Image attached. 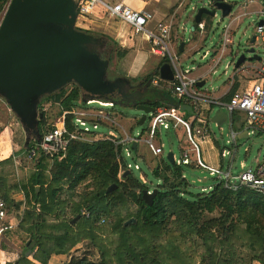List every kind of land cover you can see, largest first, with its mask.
<instances>
[{"label": "trees", "instance_id": "obj_1", "mask_svg": "<svg viewBox=\"0 0 264 264\" xmlns=\"http://www.w3.org/2000/svg\"><path fill=\"white\" fill-rule=\"evenodd\" d=\"M8 2L0 0V16ZM205 19L209 30L212 19ZM104 38L108 57L116 53L122 59L128 54L117 40ZM156 77L159 67L146 81L151 83ZM45 101L59 102L61 112L84 105L75 84L68 92L63 88L43 98L39 111ZM174 103L182 102L156 88L155 109ZM42 113L41 134L46 124ZM36 143L33 139L22 152L29 153ZM116 148L123 152L122 146L116 147L111 140L74 141L66 156L53 159L50 168L45 156L32 158L38 159L37 169L26 181L9 183L2 171L0 198L8 221L12 214L20 217L21 203H16L14 196L22 193L25 198L17 231L20 239L26 236L25 252L16 262L7 264H47L52 255L68 254L86 240L101 253V261L95 263L83 257L68 264H264V194L243 186L230 189L221 181L208 193L194 194L184 177L189 168L162 161L151 171L160 184L153 188L158 189L153 205H147L142 193L153 189L133 171L123 176L126 168L119 177L126 161L119 163ZM11 160L13 156L0 164ZM134 160L138 162L136 156ZM85 182H89L86 193L78 194ZM113 184L117 188L107 193ZM75 217L79 218L72 223ZM131 219L135 222L127 224Z\"/></svg>", "mask_w": 264, "mask_h": 264}, {"label": "water", "instance_id": "obj_2", "mask_svg": "<svg viewBox=\"0 0 264 264\" xmlns=\"http://www.w3.org/2000/svg\"><path fill=\"white\" fill-rule=\"evenodd\" d=\"M210 5L211 8L203 5L198 9L195 15L197 24L202 22L204 15L213 19L219 12L222 19L228 18L234 7L225 0H210ZM77 21L75 0H9L0 19V98L4 99L21 124L26 134V146L33 139L37 142L42 139L39 128L43 117L39 111L42 99L71 84L80 88L83 103L98 100L136 108L143 113L140 125L156 111L153 106L155 90L148 89V85L144 86L148 98L142 93L136 94L133 100H125L126 91L127 94L135 92L142 83L133 87L126 77L111 78L110 59L101 54L105 50V40L79 30ZM256 24L264 25V18ZM256 43V36L246 41L239 51L235 67L246 63H264ZM159 77L166 82L174 81V69L169 62L159 67ZM174 105L181 111L192 112V107L188 105ZM210 122L221 129L224 125L232 126L228 114L217 107L213 108ZM239 138L263 142L262 138L249 137L247 132ZM137 146V142L132 144L134 151ZM167 160L175 164L172 152L168 153ZM115 188L116 184L111 185L107 193ZM157 193L158 189H153L151 193L144 190L142 197L145 203L153 205ZM131 222L135 219L127 221V224Z\"/></svg>", "mask_w": 264, "mask_h": 264}, {"label": "built area", "instance_id": "obj_3", "mask_svg": "<svg viewBox=\"0 0 264 264\" xmlns=\"http://www.w3.org/2000/svg\"><path fill=\"white\" fill-rule=\"evenodd\" d=\"M75 1L77 2L78 17H100V15H103L121 21L130 27L134 36H141L150 44L151 52L154 55L167 58L175 74L174 81L170 82L167 88L173 93L174 97L182 102L180 104L192 107V116L187 119L184 115L185 111H181L175 105L161 107L150 114L147 119L149 125L146 138L141 134V138L132 137L131 139H126L124 137V139L116 136L109 128L107 134L99 132L102 127L111 125L110 121L113 124H117V122L113 121L115 114L112 110L115 104L108 101L91 100L74 110L63 111L61 113L62 116L57 119L55 124L43 130L41 141L35 144L37 149L33 148L29 152L30 157L36 158L43 155L62 160L66 156L67 149L72 142H91L94 141V137H99L111 140L116 147L122 146V153L116 148L117 159L119 163L122 162V159L125 160L126 166L120 168L119 177L122 175L124 168H126L125 172L135 169L141 173L140 164L134 160L136 152H134L132 144L134 142L139 144L140 140H144L155 157H162L164 156V145L161 142L162 131H176L182 128L185 131L189 146L182 150L180 159H177L173 154L175 164L188 167L194 165L197 170L208 171L211 176H215L221 182H224L227 188L237 189L243 186L264 194V159L256 167L249 168L246 171L245 165H242L244 171L235 175L232 172V166H229L227 171L224 172L221 168H213L206 165L200 156L201 146L208 141L211 134L209 117L215 107L224 110L228 114L231 124L233 120L238 118L244 120L249 136L264 138V84L257 83L242 90H237L228 102L215 101L208 93L203 91L199 86V81L189 78L190 70L183 69L172 51L171 33L173 23L171 20L162 21L151 29L149 27L152 18L150 13L134 10L123 2L107 3L102 0ZM204 27V23L199 24L201 30ZM256 29L257 39L264 45V25L257 26ZM155 86H159L157 81H155ZM93 104L99 105L101 110L88 113V107L86 106H92ZM206 113L207 116L205 115ZM83 116H88L89 118ZM259 134H262V136H259ZM225 154L224 152L222 156L224 157ZM128 158H132L133 162L129 161ZM166 161H168L167 157ZM140 179L143 182L146 181L142 173ZM151 192L148 191V193ZM5 216V203L0 198V219H4ZM5 229L6 227H1L0 232H4Z\"/></svg>", "mask_w": 264, "mask_h": 264}, {"label": "rangeland", "instance_id": "obj_4", "mask_svg": "<svg viewBox=\"0 0 264 264\" xmlns=\"http://www.w3.org/2000/svg\"><path fill=\"white\" fill-rule=\"evenodd\" d=\"M188 0H184L183 2L186 3ZM232 5L233 7V12H232V17L234 16H241V24L238 27V29L235 30V35H234V46L228 54L225 55V57L222 59V62L220 66L218 67V70L220 72H224L225 66L228 63H232V66L229 68V72L233 71V64L236 62L238 55L240 54L242 48L246 45V41L253 37L254 35H258L256 32V23L259 22L260 17L257 15L256 11L262 10L264 8V4L262 3V0H257L256 3L250 4L248 6L245 5V0H225ZM189 7L186 9L187 12L190 14L193 13V8H200L203 5L206 4L207 7L211 8L210 5V0H192L189 2ZM245 12L250 13L249 16H242ZM4 13V12H3ZM3 13L0 16V19L3 15ZM98 17L94 16H88L85 18L80 17L79 20L77 21L76 26L77 27H82L84 30H88L92 32L93 36L102 38L103 40L106 38L116 40L117 33L109 28L104 29L100 26H98L97 21H99ZM105 19V18H104ZM103 19V20H104ZM169 20L174 22L173 28L178 26V22L180 21V18H175V17H170ZM107 21V20H104ZM212 22V29L210 33L208 34V38L202 47L198 51V53L190 55V57H187L186 59H180V64L182 65L183 69H195L192 73L195 75L196 70H200L201 68L206 69V62L207 60H203L201 57L204 54L205 51H209V53H213L215 51V47L217 44H219V36L220 33L222 32V29L224 26H226L229 22L228 18L222 19L220 12L218 13L217 17L213 18L211 20ZM123 30H126L123 28ZM180 33H183V29L179 28ZM187 35V38L189 36V32ZM104 36V37H102ZM173 40V39H172ZM257 47V52L260 53L264 57V45L260 40H257L256 43ZM128 50V54L122 58L118 59L116 53H113L111 57H108L107 54L104 53L103 57L109 58L110 59V67H109V73L110 77L116 76H122L130 79L132 83L135 85H138L143 82V86L149 85V88L155 90V88L161 89V86H155L154 80L150 83L149 80L146 81L148 75L152 73L156 68L159 66L160 61L164 60L165 58H156L155 56L151 55V60L145 66L146 68L142 70L141 68V73L137 72H131V64L135 62V51L130 48H126ZM176 51L178 52V45H176ZM240 51V52H239ZM115 52V51H114ZM179 56V54L177 53ZM160 59V61L158 60ZM210 60V59H208ZM264 64V63H262ZM143 65H141L142 67ZM214 78V77H212ZM213 85L211 84V80L208 79L206 88L209 90ZM66 91H70L73 88V84L68 85L65 87ZM171 99H174L173 93L169 91V89H162ZM149 97V96H148ZM146 97V98H148ZM2 101H4L2 99ZM88 113L91 112H98L101 110V107L97 104H93L92 106H86ZM40 112L45 113V121L46 124L44 126L45 130L48 126H51L56 123L57 119L62 116L61 108L59 105V102L55 101H45L41 105ZM159 109V108H157ZM110 110V109H109ZM113 113L115 114L114 120L117 122V124H113V122L110 121L111 125H106L102 127L99 132H104V134L108 133V128L110 131H113L116 136L120 138H126V139H131L132 137L135 138H141V133L146 134L147 133V127L149 125L148 120L146 123L143 125H140V118L142 117L143 113L136 108L129 106V105H118L116 104L115 107L113 108ZM79 116V115H78ZM0 117L3 119L6 118V113L5 109L0 107ZM86 118H89L88 116H83ZM150 117V114L148 115V118ZM147 118V119H148ZM108 122V121H107ZM109 123V122H108ZM109 126V127H108ZM106 128V129H105ZM209 128L211 132L216 136L218 139L219 143V149L220 153L225 151L226 154L224 156V167L223 171H227L228 168V162L230 159L234 160V165L232 168V172L235 175L241 174L244 170L241 167V163H245V171L248 170L249 168L253 167L255 165V162L257 160H263L264 159V142L262 143H255L254 141L250 139H241V138H236L235 141L232 140V134H231V127L228 125H224L222 127V130L218 126H216L215 123H209ZM12 131L10 132L11 139L12 141L15 142L16 148L18 150L19 155L17 154V165L16 168L12 166V164L8 165L5 170L8 172L7 177L9 178V183H14L15 181H26L29 179V177L32 175L34 170L37 169V160L38 159H32L30 157V153L22 154L21 151L25 146L26 142V134L21 126V124L18 122V125L13 126ZM222 133V135H221ZM6 138V137H5ZM124 138V139H125ZM92 139V138H91ZM99 139H104V138H96L94 137L93 140H99ZM141 142V140H140ZM161 142L164 145V157L166 159L167 155L169 152L174 153V155L177 157V159L181 158L180 150L178 148V142L176 136L171 133V131H162L161 134ZM234 142V144L232 143ZM236 143V144H235ZM37 149V147H34ZM141 149V148H140ZM228 153V154H227ZM146 154V157L149 158L151 156L150 151H148L146 148L144 149V155ZM46 157V156H45ZM138 157V156H137ZM129 161L133 162L132 158H128ZM160 160V159H159ZM158 161V160H157ZM153 162L154 168L159 164V162ZM140 163L141 168V173L145 171L146 173V178L142 183L148 184L150 188L156 187L158 184H160V181L158 178H156L152 172L147 168V166L144 164V162L138 160ZM45 164L47 165L48 168L52 167L53 165V158L52 157H46L45 159ZM153 168V169H154ZM185 168V167H184ZM189 169H185V174L189 183V191L193 192L194 194L200 193V192H205L208 193L209 191L212 190V187L216 185L217 182H220L221 180L218 179L215 176H211L208 171H204L202 169H196L194 165L188 167ZM134 174H137L136 176L140 179L141 173L135 169H132ZM47 174V172H45ZM126 173V172H125ZM125 173L123 176H125ZM144 176V175H143ZM89 182L83 183L77 190L78 194H85L86 191L84 190L85 187ZM210 186V187H209ZM206 189V190H205ZM22 195V193H20ZM18 196V194H16ZM24 196V195H23ZM25 200V198H24ZM24 200L21 202V208L19 211L20 217L23 214V211L25 209ZM16 201V200H15ZM17 203V202H16ZM14 210V209H12ZM86 211L83 210L82 214H84ZM14 215V214H12ZM7 216V215H6ZM76 218V217H75ZM74 218V219H75ZM103 222V221H102ZM8 220L6 218L0 219V228L8 226ZM5 235V232L3 233ZM2 234V235H3ZM13 239H16L15 235H11ZM28 238V237H27ZM20 247L23 249L22 254L25 252V240L26 236H24V239H16ZM8 247V246H6ZM10 251H14L13 248ZM36 250H34L33 253H35ZM21 254V255H22ZM30 256V254L28 255ZM86 257L88 260L98 263L101 261V253L98 251V249L93 245L92 242L89 240L83 241L81 244H79L77 247H75L74 250H72L70 253L65 255V260L64 261H70L72 262L73 260L77 259L80 260L81 258ZM32 258V255L30 257ZM69 262V263H70ZM67 263V262H66Z\"/></svg>", "mask_w": 264, "mask_h": 264}, {"label": "crops", "instance_id": "obj_5", "mask_svg": "<svg viewBox=\"0 0 264 264\" xmlns=\"http://www.w3.org/2000/svg\"><path fill=\"white\" fill-rule=\"evenodd\" d=\"M102 1L107 3H114L120 1L134 10L147 11L152 16L149 24V27L151 29L155 28L158 23L169 20L170 17H175V18L179 17L180 21L178 22V26L175 28H173L172 26V33H171L172 51L175 53L178 60L179 58L186 59L187 57H190V55L198 53V51L202 49V47L204 46L208 38V34L212 29L211 26L209 30H207L205 27L203 30H201L199 28V24H198V28H196L197 23L195 22V15L198 11V8L194 7L192 14L186 11V9H188L189 7L190 4L189 2H191L192 0H188L186 3L183 2L184 0H102ZM256 1L257 0H253V1L245 0V5L248 6L250 4H254L256 3ZM262 3L264 4V0H262ZM256 13L260 17V20L264 18V8L262 10L256 11ZM249 14L250 13L245 12L244 14H242V16H249ZM205 16L206 15L203 16L201 22L204 23V25L207 22ZM98 18H100L98 19L99 21H97L98 26L108 30L109 28L113 29L117 33L116 40L120 43V45L123 46L124 48L128 47L130 49H133V51H135V62L131 64V72L141 73V68L142 70L145 69L146 68L145 66H147V64L150 62L152 58L151 55L155 56L156 58H161V56L154 55L151 52L150 44L143 37L134 36L132 34L130 27L127 24H124L121 21H117L103 15H100V17ZM103 19L107 21H104ZM228 19H229L228 24L224 26L222 32L220 33L219 42H218L219 44H217V46L215 47V51L210 54L209 51L207 50L204 52V54L201 57L203 60H207L206 69L201 68L200 70H196L195 75L192 73L195 69L194 70L191 69L188 74L189 78L199 81V86L201 83H203V85L200 86L203 89V91L208 93V95H210L213 100L220 102L230 101L235 91L237 90H242L257 83L264 84V64L259 62L246 63L238 68L235 67V63H236L235 62L233 64V71L229 72V68L232 66V63L230 62L226 64L224 72H220L218 70V67L221 64L222 59L225 57L226 54H228V52L232 50L234 46L235 30L238 29V27L240 26L242 17L238 15L232 17V15H230ZM255 26L257 27V24ZM123 28H125L126 30H123ZM179 28L183 29V33H180ZM188 32H189V36L187 38L186 34H188ZM176 45H178V50H179L178 52L176 51ZM177 53L179 54V56L177 55ZM158 60L160 61V59ZM164 60L168 61L167 58H165ZM162 61H160L159 65L161 64ZM141 65L143 66L141 67ZM208 79L211 80V84L213 85L212 86L213 88H211L210 90L206 88ZM155 81L158 82V85L161 86V89H167V87L170 85V82L163 81L160 79V77L159 78L156 77L154 79V84ZM0 107L5 109V113H6L5 119L4 118L2 119L0 117V163L5 162L7 159L13 156V160L3 165L0 164V175H2V171L7 175L8 172L5 170V168L9 164L10 165L12 164V166L16 168V165L18 164L16 158H17V154L19 155L20 153H18L15 142L12 141L11 139L12 135L10 134V132L12 131L11 128L13 126L18 125L19 121L17 117L13 114L7 103L5 101H2V98H0ZM184 115L186 116L187 119H190V117L192 116V112H185ZM205 115L207 116V113ZM220 130L222 129L220 128ZM246 132H247V126L244 120L239 118L233 120L231 126V134L233 141H235L236 138L238 139L240 135L242 136L245 135ZM171 133H173L177 138V142H178L177 146L181 154L182 150L188 148L189 146L185 131L182 128H179L176 131H171ZM142 135L144 138H146L147 133ZM249 137L259 138L253 136H249ZM241 139H246V138H241ZM102 140H106V139H102ZM263 142H264V138H263ZM232 143L234 144V142ZM145 148L148 151H150L146 142L144 140L143 141L141 140V142L137 146V150L134 152H136L135 156L136 157L138 156L137 157L138 160L141 159V161L144 162V164L147 166V168L150 171H152L154 168V166H152L154 164L153 162L156 163V161L158 160L157 162H159V164L156 167H160L162 161L164 162L166 161L164 156L155 157L151 151H150L151 156L147 158L146 154L144 155ZM219 151L220 149H219L218 139L211 132L208 141L203 143L201 146V153H200L201 159L206 163V165L210 167L223 169L224 157L222 155L225 151L221 153ZM21 153L26 155V153H23L22 151ZM262 161L257 160L253 167H256ZM233 165H234V160L230 159L228 162V167L229 166L233 167ZM242 165H245V163L242 162L241 167ZM142 175H144V178L147 177L145 171L142 173ZM14 199L16 200V202L21 203L24 200V196L23 194L22 195L18 194V196L16 195L14 196ZM20 218L21 217L11 215L8 221L9 225L5 226L6 227L4 231L5 235L3 234L4 232H0V264L14 263L19 259V257L22 254L23 249L18 244L20 240H18V242L16 240L19 237L17 231L19 224L21 222ZM11 235H15L16 239H13ZM12 248L14 250L13 252L10 251L12 250ZM65 255L66 254H60V255L54 254L51 256L47 264H68L70 261L69 262L64 261ZM36 263L40 264L38 262ZM252 264H262V263L258 261H254Z\"/></svg>", "mask_w": 264, "mask_h": 264}, {"label": "flooded vegetation", "instance_id": "obj_6", "mask_svg": "<svg viewBox=\"0 0 264 264\" xmlns=\"http://www.w3.org/2000/svg\"><path fill=\"white\" fill-rule=\"evenodd\" d=\"M105 44H106V41H105ZM106 47V46H105ZM101 54H102V56H103V53H102V51H101ZM118 77H121V76H114V77H112V78H118ZM130 82H131V84L133 85V87H136V86H138V85H135L134 83H132V81L130 80V79H128ZM148 89H151V88H149V85H148ZM151 90H153V89H151ZM135 92H132V93H128L127 94V91H126V93H125V100H133L134 98H136V94L137 95H141L142 93L145 95V91H144V86H143V82H142V85H140V87H139V89H137V90H134ZM145 97H146V95H145ZM116 105V104H115Z\"/></svg>", "mask_w": 264, "mask_h": 264}]
</instances>
